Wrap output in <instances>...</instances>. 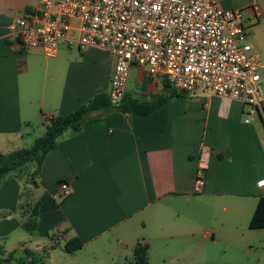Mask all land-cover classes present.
I'll return each mask as SVG.
<instances>
[{
  "label": "crops",
  "instance_id": "1",
  "mask_svg": "<svg viewBox=\"0 0 264 264\" xmlns=\"http://www.w3.org/2000/svg\"><path fill=\"white\" fill-rule=\"evenodd\" d=\"M219 1L244 11L248 31L260 25L251 8L264 14V0ZM40 4L0 0L1 154L29 148L45 132V119L109 91L111 51L81 53L62 44L48 57L40 47L20 49L9 36L13 17ZM173 89L133 65L125 95L152 102ZM246 114L254 113L238 101L185 93L147 115L111 110L66 131L37 177L40 195L31 198L39 201L36 232L51 239L49 257L77 237L84 243L79 251L102 257L94 264H129L138 243L149 246V264H264V228L244 226L264 196V121L246 123ZM205 152L206 179L197 192ZM23 180L9 177L0 187V239L23 230ZM63 182L70 193L60 198Z\"/></svg>",
  "mask_w": 264,
  "mask_h": 264
},
{
  "label": "built area",
  "instance_id": "2",
  "mask_svg": "<svg viewBox=\"0 0 264 264\" xmlns=\"http://www.w3.org/2000/svg\"><path fill=\"white\" fill-rule=\"evenodd\" d=\"M252 8L257 20L264 19L258 5ZM247 33L242 11L226 9L219 0H41L9 25L20 49L40 47L48 57L62 44L81 53L91 47L111 51L112 106L124 99L135 65L175 90L238 101L264 121V59L247 43ZM208 156L200 160L197 192L205 184ZM60 190V198L70 193L65 182Z\"/></svg>",
  "mask_w": 264,
  "mask_h": 264
},
{
  "label": "trees",
  "instance_id": "3",
  "mask_svg": "<svg viewBox=\"0 0 264 264\" xmlns=\"http://www.w3.org/2000/svg\"><path fill=\"white\" fill-rule=\"evenodd\" d=\"M184 92L173 89L169 96L159 95L152 102L128 98L126 95L121 104L112 106L107 93L94 96L88 103L82 105L74 112L64 116H53L44 120L45 132L29 148H22L8 154L0 153V187L9 177L23 180V188L20 194L19 213L23 221L21 227L26 232L36 234L39 201L33 203L31 199L38 188L37 177L41 172L47 155L56 147L58 138L69 129H79L87 121L101 118L111 110H117L123 114L147 115L159 108L176 96L184 95ZM92 112H99L97 117H91ZM262 119V117H261ZM250 229L264 228V196L259 197L256 208L249 222ZM84 243L77 237L68 240L64 244V251L74 253L81 250ZM54 248V247H53ZM41 252L28 247L6 251L0 245V264H45V256L48 258V249ZM129 264H149V246L138 243L133 249L132 262Z\"/></svg>",
  "mask_w": 264,
  "mask_h": 264
},
{
  "label": "rangeland",
  "instance_id": "4",
  "mask_svg": "<svg viewBox=\"0 0 264 264\" xmlns=\"http://www.w3.org/2000/svg\"><path fill=\"white\" fill-rule=\"evenodd\" d=\"M251 10L253 11V8H251ZM241 11L244 15V11L243 10H241ZM253 13H254V11H253ZM254 18H255V14H254ZM256 21L259 22L260 25L258 24L259 26L257 28H252V30L248 31L246 41H247V43H249L253 46V49L257 53H259L262 57H264V19H260V20H256ZM260 75L262 77L261 89H262V93L264 94V70H260ZM246 108H247V110H253L251 107H248V106H246ZM252 113H254L252 115V117H251V114H246L245 118L249 119V120H251V118H253L255 124H260L262 126L261 118L259 117L257 112H255L253 110ZM41 136H42V134L37 135V137L34 140L36 141ZM33 144L34 143H31L29 145V147H31ZM26 148H28V147H26ZM24 180L25 181L29 180V182H30V178H28L27 174H26V177ZM35 191H36L37 195H40V190L36 189ZM15 215L20 216V214L18 215V213H15ZM247 222L248 221H246V223L244 225L245 227L249 226V223H247ZM36 233L37 234H35V236H33L30 233L26 232L25 230H22L19 228L16 231H14L13 234L11 236H9L8 239L7 238H1L0 243L2 245H4L6 249H10L13 246H19L20 244L21 245L24 244L28 248H31L33 250H37L38 252H41L42 254H44L43 253L44 250L47 249L46 248L47 242L51 243L50 242L51 239L50 238L47 239V235L43 236V235H39L38 232H36ZM36 242H38L39 245H36V244H38ZM48 251L50 253V249H48ZM74 253L73 254L72 253H66L63 250L57 249L56 251H54V253L52 255H50V257L48 255V258L46 257V255H44L45 256V258H44L45 264H80V263L84 262V261H82L83 259L88 260V262H86V264H94L96 261L102 259V257H98V258H92L91 257L90 258L88 253H86V251H79V252L76 251ZM104 258H106V256ZM151 264H156V263L151 262ZM250 264H253V263H250Z\"/></svg>",
  "mask_w": 264,
  "mask_h": 264
}]
</instances>
